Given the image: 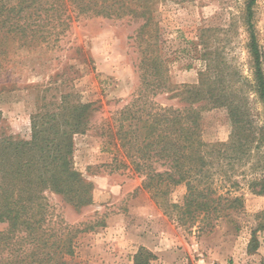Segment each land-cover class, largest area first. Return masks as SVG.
<instances>
[{
	"label": "trees",
	"instance_id": "1",
	"mask_svg": "<svg viewBox=\"0 0 264 264\" xmlns=\"http://www.w3.org/2000/svg\"><path fill=\"white\" fill-rule=\"evenodd\" d=\"M130 1L0 0V72L17 69L21 50L55 48L71 28V10L78 17L143 19L135 38L143 56L140 86L132 101L100 128L113 156L109 167L142 179L140 188L178 226L189 232L210 231L244 208L238 176H244L250 191L264 196V124L254 120L244 91L247 83L264 104L263 53L253 22L257 0H248L244 14L252 80L241 77L235 82L228 63L218 55L211 57L199 83L183 85L175 94L187 102L179 108L151 99L166 89L164 62L156 55L153 35L145 36L153 10L138 3L142 0H137L139 5ZM47 98L42 97L44 103L31 116L29 139L0 136V264H76L78 235L104 226L103 221L86 229L70 225L48 201L53 194L77 209L94 204L95 185L76 169L74 153L76 136L94 128L97 109L71 92L58 100ZM216 108L227 109L231 133L228 141L208 143L203 112ZM179 186L186 188L182 202L169 203ZM260 218L249 253L260 246L257 231L264 228V212ZM156 259L142 247L134 263Z\"/></svg>",
	"mask_w": 264,
	"mask_h": 264
},
{
	"label": "rangeland",
	"instance_id": "2",
	"mask_svg": "<svg viewBox=\"0 0 264 264\" xmlns=\"http://www.w3.org/2000/svg\"><path fill=\"white\" fill-rule=\"evenodd\" d=\"M142 2L153 10V24L145 36L153 35L156 55L164 62L161 69L166 89L151 96L154 102L175 108L187 105L175 94L183 85H197L207 60L217 55L228 63L227 71L232 73L235 82L241 77L245 82L252 80L250 35L244 17L248 0H142L138 3ZM130 3L135 4L137 0ZM71 12V28L55 48L21 50L19 54L23 58L17 69L0 72V136L29 139L31 116L44 103V95L50 101L71 92L97 109L92 117L94 128L76 136L74 153L76 169L95 185L94 204L77 209L61 196L48 194L55 214L61 215L68 224L86 229L104 222V226L78 235L75 263L127 264V253L131 252L130 260L135 264L134 257L142 247L133 254L136 246L128 238L136 225L132 223L128 227V223L141 219L147 201L151 200L158 212L147 205L143 217L152 221L160 215L162 228L156 230L161 240L158 247L167 252L161 262L156 255L151 264H264V228L257 231L258 251H248L252 231L262 220L264 196L250 191L244 176L237 178L241 182L239 194L244 197V208L210 231L189 232L164 215L151 195L140 188L142 179L128 176L122 170L112 171L109 165L113 156L107 151V140L102 138L100 128L132 101L140 86L139 65L143 56L135 38L143 19L138 21L129 16L108 19L91 14L78 17L77 12ZM253 22L264 69V0H257ZM244 91L254 120L262 126L264 104L249 91L247 83ZM203 121L206 142L228 141L231 123L226 108L204 111ZM185 193L184 186L175 188L168 197L169 203H181Z\"/></svg>",
	"mask_w": 264,
	"mask_h": 264
},
{
	"label": "crops",
	"instance_id": "3",
	"mask_svg": "<svg viewBox=\"0 0 264 264\" xmlns=\"http://www.w3.org/2000/svg\"><path fill=\"white\" fill-rule=\"evenodd\" d=\"M147 203L148 204H146V208L143 209L142 211L143 215L141 216V219H139L137 222L130 221V223H128V227H131L132 223L136 225L133 227L134 230L130 232L128 240L135 243L136 251H134L133 254H136L139 247H146L149 250H151L155 255H157V257H159L160 262H161L162 256L167 255V252L166 251L163 252L159 248L161 244V240L159 242V238L157 237V233H156L158 231V228L159 229L162 228L161 221H160V215H157V218L152 221H150L147 216L144 219L143 216L146 215L147 205H149V209L154 208L158 212L157 207L154 205V203L151 200L147 201ZM150 216L152 217V215H149V217ZM134 234L136 235L134 236ZM158 244H159V247H158ZM131 250H132V247L128 249V251H131ZM173 252H174V256L176 257L177 254L175 253L174 250ZM127 254H128L127 264H132V261L130 260L131 252H128Z\"/></svg>",
	"mask_w": 264,
	"mask_h": 264
}]
</instances>
